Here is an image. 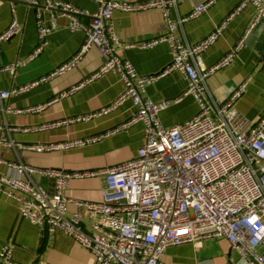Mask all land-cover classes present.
<instances>
[{"label":"built area","instance_id":"1","mask_svg":"<svg viewBox=\"0 0 264 264\" xmlns=\"http://www.w3.org/2000/svg\"><path fill=\"white\" fill-rule=\"evenodd\" d=\"M95 1L97 11L89 12L67 0H27L36 10V47L25 59L10 63L0 59V73L15 74L19 67L38 58L48 45V36L58 28L60 17L68 19L72 31H82L84 41L78 51L50 72L10 89L0 87V113L44 110L51 101L25 109L15 108L7 101L13 95L28 92L75 69L93 48L104 58L101 67L61 95L108 72L120 76L124 89L109 105L94 113L38 127H9L6 122H0V131L6 128L10 135L0 134V147H19L38 153L71 149L138 123L144 125V143L134 158L89 170L40 168L0 157V163L6 162L16 171L0 174V200L4 195L15 199L20 215L41 231H61L72 237L91 252L96 264H167L162 257L168 247L192 243L200 248L205 241L216 237L226 238L245 264H264V114L250 122L237 108L251 78L243 80L224 100L213 98L207 85L215 73L233 62L264 19V0H240L207 36L192 44L178 37L175 30L201 16L217 0L200 1L186 16L177 19L170 11L183 0ZM9 2L13 18L0 32V46L23 30L16 17L15 0ZM248 5L254 8V13L239 40L216 63L207 66L203 53L223 35L230 20ZM150 9H160L167 24L166 32L139 42H124L114 27L115 11ZM160 42L169 43L172 60L158 74H140L122 55L124 48L148 49ZM175 71L186 82L179 97L154 100L146 95L147 84ZM186 95L196 98L199 112L183 123L164 126L159 113ZM127 101L134 103V113L106 134L32 145L17 144L11 138V132L52 129L107 115ZM38 177L54 180L52 194L40 184ZM99 177L104 179L100 200L67 196L71 180ZM70 204L76 207L71 214L68 213ZM84 209L90 229L83 222ZM13 250L10 242L2 246L0 264H13ZM29 264L48 262L38 260Z\"/></svg>","mask_w":264,"mask_h":264},{"label":"crops","instance_id":"2","mask_svg":"<svg viewBox=\"0 0 264 264\" xmlns=\"http://www.w3.org/2000/svg\"><path fill=\"white\" fill-rule=\"evenodd\" d=\"M67 1L89 12H96L98 9L95 0ZM200 1L203 0L179 2L177 7L170 11L172 17L177 19L181 15L186 16ZM239 2L240 0H217L201 16L179 25L175 30L176 35L191 44L201 40L227 17ZM15 9L23 30L21 34L3 42L0 46V59L4 63L25 59L37 44L35 8L27 0H15ZM253 13L254 8L248 5L230 20L223 35L203 53V61L207 66L216 63L236 44ZM162 15L160 9L115 11L113 23L124 42L134 43L166 32L167 24ZM12 18L9 0H0V32L7 28ZM84 20L88 21V18ZM58 22V28L48 36V45L38 58L19 67L15 74L8 71L0 73L1 88L10 89L34 80L50 72L79 50L84 41V33L69 29L66 17H60ZM122 55L143 75L160 73L172 60V50L168 42H160L148 49L138 46L124 48ZM103 61L104 58L97 48L90 49L75 69L28 92L18 96L13 95L7 101L13 107L22 109L51 101L44 110L20 114L0 113V122H6L9 127H38L52 121L99 111L109 105L124 89L125 84L115 72H108L67 95L61 94L85 80L101 67ZM246 78L251 79L244 95L237 103V108L242 116L251 122L258 120L264 114V19L249 35L245 47L238 52L233 62L215 73L208 80L207 85L213 98L224 100ZM185 86L183 75L175 71L147 84L146 95L154 100H174L183 93ZM199 108L196 98L193 95H186L179 102L162 110L159 113L160 121L166 127L183 123L196 115ZM135 109L134 103L127 101L107 115L87 121L70 122L68 125L52 129L11 132V138L21 145L62 143L89 138L118 128ZM0 134L10 136L6 128L0 131ZM144 140V125L138 123L112 132L99 141L71 149L38 153L19 147L1 146L0 157L4 161H22L40 168L89 170L112 166L134 158ZM15 172V169L6 162L0 163V174ZM38 180L50 194L54 192L53 179L38 177ZM103 185L104 179L101 177L71 180L66 194L81 200H100ZM69 209L68 213L71 214L76 207L70 204ZM83 212L85 228L90 229L91 224L85 209ZM13 227L14 232L9 241ZM13 238L15 242L12 241ZM9 242L14 245L13 264H29L38 260H44L48 264H96L91 252L72 237L61 231H41L39 226L20 215L18 202L15 199L4 195L0 200V250ZM162 259L167 264H245L240 253L234 250L224 237L208 239L200 248H196L192 243L170 246L165 250Z\"/></svg>","mask_w":264,"mask_h":264},{"label":"water","instance_id":"3","mask_svg":"<svg viewBox=\"0 0 264 264\" xmlns=\"http://www.w3.org/2000/svg\"><path fill=\"white\" fill-rule=\"evenodd\" d=\"M13 232H14V227H13V228L11 229V231H10L9 238H8L9 241H10V239L12 238ZM12 241L15 242V239L13 238Z\"/></svg>","mask_w":264,"mask_h":264}]
</instances>
